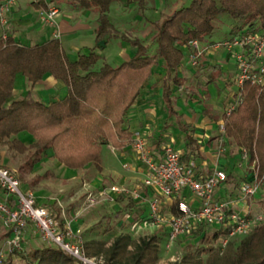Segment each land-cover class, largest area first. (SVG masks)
Returning <instances> with one entry per match:
<instances>
[{
  "label": "trees",
  "instance_id": "trees-1",
  "mask_svg": "<svg viewBox=\"0 0 264 264\" xmlns=\"http://www.w3.org/2000/svg\"><path fill=\"white\" fill-rule=\"evenodd\" d=\"M124 1L143 8L144 0ZM83 2L98 9L95 46L73 61L68 60L57 38L26 46L13 36H0V147L20 160L17 169L22 175L46 158H53L70 172L92 167L100 172L102 145L110 143L122 149L132 144L134 135L125 127L129 109L161 59L165 69L161 82L163 102L167 112L174 115L173 88L182 86L176 70L185 58L184 49L189 50V56L191 41L200 42L211 35L219 14L227 13L238 22L232 27L233 33L264 29V0H191L188 6L152 22L156 48L149 54L148 46L137 38L128 39L110 22L108 12L114 0ZM37 4L44 6L42 0ZM117 37L129 41L133 55L117 66L102 63L95 68L103 59L98 48ZM17 76H23L32 86L45 76H52L65 83L67 90L63 97L49 103L29 97L14 99ZM236 100L233 109L221 114L218 127L223 128V135L235 147L247 153L246 161L255 182L262 185L264 85L244 82L238 88ZM26 138H30V143H25ZM185 141L182 164L197 158L199 150L191 134L187 133ZM170 210L172 215H178L175 200ZM51 216L58 220L55 214ZM58 221L62 227L63 221ZM189 232L194 239L214 241L225 231L220 228L210 233V227L199 226ZM11 234L9 229L0 240ZM240 237L236 244L229 241L222 252L214 246L195 250L188 246L171 264H203L201 256L205 251L209 252L206 264H264V220ZM22 239L17 247L7 248L0 264H79L59 247L45 243L24 251ZM82 245L88 256L101 257L105 264H156L160 254L156 235L133 238L121 233L110 242L92 238L83 240Z\"/></svg>",
  "mask_w": 264,
  "mask_h": 264
},
{
  "label": "crops",
  "instance_id": "crops-1",
  "mask_svg": "<svg viewBox=\"0 0 264 264\" xmlns=\"http://www.w3.org/2000/svg\"><path fill=\"white\" fill-rule=\"evenodd\" d=\"M3 1L4 0H0V3ZM51 1L59 9L53 26L42 24L39 21L37 12L41 6H38L34 0H15L5 13V23L0 22V36H13L21 45L26 46L57 38L68 60L73 61L79 54L87 53L89 49L95 46L96 27L99 16L98 9L93 5H85L83 0ZM112 4L108 12L109 20L112 23V17H114L117 24H112L122 35L125 34L128 39H139V35L143 32L142 26L144 21L152 26V22L162 19L161 16L164 13L163 11L170 9L168 5L161 11L158 7L153 8L148 6L147 0H144L143 8H138L136 5L138 9L136 10L134 9V4L127 5L125 1L122 0L118 4L119 7L117 5L111 12ZM232 27L229 31L230 37L237 34L231 32ZM225 39H227V37ZM141 43L148 46L146 42ZM214 43L217 42H204V39L200 41V46L205 49V52L200 57L199 66L197 67L190 66L188 63L189 50L186 48L184 49L185 58L176 70L177 76L181 79L182 86L173 88L174 109L176 114L170 115L163 102L161 82L165 69L164 63H162L159 68L156 67L154 70L151 80L141 87L139 98L129 109L125 127L133 133L134 137L140 135L143 136L146 141L148 138L153 139L154 144L149 145L153 151H158L162 146L169 144L181 154L185 152V136L187 133L191 134L199 145L197 158L191 160L196 165L198 172L206 174L211 172L214 167H219L223 169L228 176V180L216 189L215 199L228 202L232 209L241 214L245 213L251 215L264 213V207L261 203V201L264 202V183L258 188L259 192L255 197L244 198L242 196L240 187L244 182L252 181L253 172L251 171V167L247 164V161L241 160V150L235 147L216 125V122L219 124L221 114L225 112L231 104L235 103L238 86L235 81L237 76V65L234 58L226 50H215L212 48ZM148 48L151 52L155 51L154 46L152 48L148 46ZM98 52L103 57L101 60L102 63L117 66L133 55L134 48L127 39L123 40L117 37L101 45V47L98 48ZM221 67H224V71H220L221 81L225 82L224 88H221L220 92L214 91L213 97L209 99L205 97L206 103L210 105L211 108L204 107L199 102V104L192 103V100L198 99L196 97V91L199 86L206 87L207 89L213 85L214 79L206 73L218 69L221 70ZM224 73H226L227 76L223 75ZM18 78L19 76L16 78L13 93H15L16 90L19 92H27V97L43 103H49L56 98L63 97L67 90L65 83L56 80L52 76H45L34 86L27 81L26 83L23 82L21 83V87L17 89ZM234 85L236 86L235 91L231 90ZM31 96L34 98H31ZM187 107L191 114V118L188 122ZM170 116H174L173 120L175 124H177L182 131L179 135H174L171 131L173 124L172 121L169 120ZM185 116L186 120H184ZM204 122L205 124L202 127V123ZM208 122L215 123V126H212V128L207 126ZM197 132L200 133L199 137L195 136ZM156 142H158L157 145H155ZM25 143H30V138H26ZM175 144H177V147L174 146ZM105 145L111 146L120 158L127 154L131 163L127 166L128 170L121 173L111 167H104L101 160L100 177L98 176L94 179L96 185L95 189L98 190L102 186V178L117 185H135L140 183L142 188L140 190L142 200H135L139 202L132 207L134 214L133 218L135 219L130 218L131 213L129 214V209H121V217L115 222V228L120 230L125 222H129L132 224L131 227L127 231H123L130 234L133 238L149 236L148 233L143 234L145 231L157 234L160 240L163 231L159 229L152 231V227H149L148 224L150 221L148 202L152 199H158L161 203V213L167 216L170 222L169 216L172 201L156 194L153 189L143 186L142 181L145 177V167L139 161L138 154L131 145L122 149L114 148L110 143ZM0 153L3 155L4 150L0 149ZM207 153H210L211 156H208ZM2 155H0V162L5 161V157ZM20 185L24 191H30V189H27L29 187L27 183L21 181ZM37 191L38 190H35L33 193L36 203L46 204L44 203L46 202V196L43 195L42 190L41 192ZM186 194L189 202L193 206H196V201L192 199L190 193L187 191ZM118 196L119 195H113V198L117 199ZM7 198L8 197L0 190V200H6ZM114 199H111V206L116 210L122 208V205ZM58 220L62 219L59 218ZM98 221L99 219L95 217V220L90 223H84L80 219H75L74 222L76 223L74 225L72 222L67 223L70 224L73 231H79L80 236L84 237V240L92 238L103 239V235L98 234L96 231H91L94 228L93 222ZM63 223L65 222L63 221ZM133 224H137L138 227H143L142 232L137 234L133 233ZM165 225L169 232L170 224ZM1 227L2 233L0 237L9 230L2 222ZM31 230L29 226L23 234V238L28 247H32L29 241V233ZM8 238L9 236L0 240V244H4ZM165 245L166 244L161 245V243H159L160 250H162L161 247L163 246L165 249ZM160 250L159 253L161 252Z\"/></svg>",
  "mask_w": 264,
  "mask_h": 264
},
{
  "label": "built area",
  "instance_id": "built-area-1",
  "mask_svg": "<svg viewBox=\"0 0 264 264\" xmlns=\"http://www.w3.org/2000/svg\"><path fill=\"white\" fill-rule=\"evenodd\" d=\"M15 0H4L0 3V22L5 23V13ZM39 3L41 0H34ZM44 6L38 9V19L42 24L53 26L55 17L59 13L58 7L51 0H42ZM5 37L6 35H2ZM215 50L228 51L237 65L236 85L242 87L244 82L251 81L264 85V29L261 31L243 30L221 42L214 43ZM205 49L200 42H190L188 63L192 67L199 66V59ZM238 103L231 104L227 112ZM223 132V128H221ZM138 154V159L145 167V177L142 184L145 188L169 201H176L178 215L170 212L169 232L166 248L178 237L199 226L210 227L214 230L224 229L218 235L213 246L222 252L229 241L241 236L255 224L264 220V213L241 214L232 209L228 202L215 199L216 189L225 183L227 174L214 167L211 172L202 174L196 169L194 162L182 164L181 153L172 145L166 144L158 151H153L143 136L136 135L131 144ZM241 160H247V153L241 151ZM241 165V164H239ZM259 186L252 181L244 182L240 192L244 198L255 197ZM0 190L8 197L0 200V220L2 224L11 229V236L5 241L7 248L18 246L25 230L32 225L39 239L47 244L59 247L72 256L79 264H105L101 257L88 256L82 245L79 231H73L69 223L59 226V221L51 216L49 210L36 203L33 193L21 188L19 179L7 168L0 166ZM187 191L196 201L193 206L187 199ZM103 195L113 199V195L125 194L134 200H142L138 188L125 189L122 186L112 185L103 189ZM90 203L96 201L95 197H88ZM149 219L155 223L161 221V203L158 199L148 202ZM3 253L0 250V260ZM177 258L176 260H178ZM173 259V261H176Z\"/></svg>",
  "mask_w": 264,
  "mask_h": 264
},
{
  "label": "rangeland",
  "instance_id": "rangeland-1",
  "mask_svg": "<svg viewBox=\"0 0 264 264\" xmlns=\"http://www.w3.org/2000/svg\"><path fill=\"white\" fill-rule=\"evenodd\" d=\"M122 0H114L112 4V10L114 7H116ZM191 0H147V4L150 7H158L161 11L168 5L170 6L169 10L163 11V15L161 18H166L170 16L175 10L188 6L190 4ZM119 7V5H118ZM134 9H137V6H134ZM112 14V13H111ZM155 14V13H154ZM113 15V14H112ZM153 16V15H150ZM112 23L115 25L116 20L114 17H112ZM155 18V17H154ZM154 20V19H150ZM146 21L143 22L142 30L143 32L139 35V39L141 42H146L150 48L154 46L156 48V43L154 42V29L152 26L147 23ZM238 23L237 21H234L227 13H221L217 16V18L214 20V31L211 35H208L204 37V42H210V41H216L221 42L226 37L229 38V31L231 27ZM143 34V35H142ZM153 52L149 51V54H152ZM163 63V60L161 59L159 62V66ZM102 65V61H99L95 68H99V66ZM224 71V67H221V70H215L210 71L208 74L211 76L213 80L212 87H198L196 97L198 99L192 100V103H200L204 107L211 108L210 105L206 103V98L209 99L210 97H213L214 91L220 92L221 88H224L225 82L221 81V72ZM223 75L227 76L226 73ZM26 83V79L23 76H19L18 82H17V89L21 87V83ZM228 89V88H227ZM231 90H236V86H232ZM27 92H19L18 90L13 93V98L18 99L22 97H27ZM206 97V98H205ZM31 98H34L31 96ZM189 103V104H192ZM198 103V104H199ZM174 116H170V121H172V133L174 135H179L182 133L181 129L178 127L177 124H175L173 120ZM191 114L189 113L188 107H187V122L190 120ZM186 120V116L184 118ZM205 122L202 123V127L204 126ZM213 124V125H212ZM216 125L218 127V122H216ZM207 126H215V123H207ZM209 127V128H210ZM196 137L200 136V133L195 134ZM148 138V137H147ZM148 145L154 144V140L148 138L147 139ZM177 147V144L174 145ZM179 146V145H178ZM0 149L4 150V153H0V155L5 157V161L0 162V166L7 168L9 171H11L15 176L19 179V181H23L29 185L27 188L30 189L31 193H34L35 190H38L37 192H43V195L46 196V204L37 203L39 205H42L46 207L50 213L56 214L58 219H62L65 223L72 222L74 225L76 222H74L75 219H80L84 223H90L93 220H95V217L99 219L98 222H93L94 228L91 231H96L98 234L103 235V239H105L107 242H110L115 236L121 234V233H127L123 230L127 231L131 227V223L125 222V224L122 225V227L119 229L115 228V222L118 221L121 217L120 213L122 212L121 209H129L130 218L134 217L133 209L134 205H137V203L134 199L131 197L126 196L125 194H121L117 197V199H114L115 201H118L119 204H121L122 208L116 210L114 209L112 205L111 197L108 195H103L102 190L103 188H108L112 185L116 186H122L125 189H132V188H138L141 190V184L137 183L135 185H117L115 183L109 182V180H105V178H102L101 180V187L97 190L95 189L96 185L94 182V179L98 176L100 177L99 171L92 167L85 171H68L61 163L57 162L53 158H46L43 159L36 165V167L33 169V171L24 173V175L20 174L17 167L20 163V160L18 158H14L12 154L4 147H0ZM208 156H211L210 153H207ZM100 156L102 160V165L104 167H111L113 169H116L118 172H125L127 169V166L131 161L129 160L127 154L122 156L121 158L118 157L117 152L114 151V149L111 146L102 145ZM1 157V156H0ZM22 178V180H21ZM257 183V182H256ZM258 186H262L261 184H258ZM22 188V187H21ZM44 190V191H43ZM88 197H95L96 201L94 203H90L88 201ZM47 205V206H46ZM52 208V209H51ZM131 211V212H130ZM63 215V216H62ZM108 217V220H107ZM135 219V218H133ZM149 227H152V231L160 230L163 231L159 240V243L161 245L167 244V236L168 231L165 227V224H169V220L167 216H164V214L161 213V221L159 223H155L152 220L149 221ZM30 229H32L29 233V241L31 242V246H38L44 244L40 239L38 234L36 233V230L33 226L29 225ZM134 231L133 233H140L142 232L141 226H137V224H133ZM168 227V225H167ZM29 228V227H28ZM27 228V229H28ZM2 227H1V220H0V234L2 233ZM136 230V231H135ZM90 231V233H91ZM132 233V234H133ZM148 233V235H156L153 232H143ZM135 235V234H134ZM136 236V235H135ZM24 237V235H23ZM84 240V237H81ZM241 237L237 236L232 239V242L236 244ZM22 248L24 251H28L29 247L24 240L22 239ZM40 240V241H39ZM162 241V242H161ZM41 242V243H40ZM214 241L205 240L200 241V239L196 238L194 239V236L187 232L184 235L178 237L173 243L168 245V248L165 249L164 246L161 247L162 250L159 254V259L156 264H171L173 263V259L176 260L177 258H180L184 252H186V249L188 246H190L191 250H195L198 247H210L213 246ZM0 250H2L4 258L7 254V246L1 243L0 244ZM209 257V252L205 251L203 252L201 258L203 261V264H206ZM172 259V260H170Z\"/></svg>",
  "mask_w": 264,
  "mask_h": 264
}]
</instances>
